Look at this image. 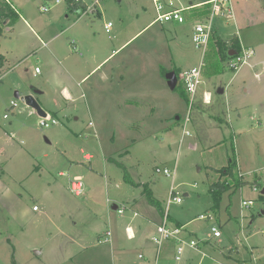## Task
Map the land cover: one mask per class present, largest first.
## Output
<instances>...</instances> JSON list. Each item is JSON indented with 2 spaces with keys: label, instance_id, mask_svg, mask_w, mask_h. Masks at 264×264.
Returning a JSON list of instances; mask_svg holds the SVG:
<instances>
[{
  "label": "rangeland",
  "instance_id": "obj_1",
  "mask_svg": "<svg viewBox=\"0 0 264 264\" xmlns=\"http://www.w3.org/2000/svg\"><path fill=\"white\" fill-rule=\"evenodd\" d=\"M85 1L88 12L76 22L64 0H10L35 30L47 27L59 37L49 43L37 31L46 43L42 48L20 20L0 35V52L7 59L0 70V129L23 141L19 145L0 137V144L5 142L2 160L10 156L11 168L10 178L0 172V182L10 188V198L2 197L6 209L0 204V264H29L31 248L42 249L41 258L53 260L61 251L51 237L56 226H70L69 206L76 221L71 230L89 236V244L97 231L110 229L112 239L116 235L120 243L129 245L132 241L126 240L123 229L114 235L124 222L133 230L137 223L146 225L140 233L150 240L156 231L147 227L146 220L152 214L162 222L166 214L169 223H183L192 232L191 239L199 243L196 248L185 247L178 264H212L202 253L222 257L221 252L230 250L238 260L247 261L250 256L263 260L264 0H232L233 19H215L214 39L204 50L194 45L192 33L193 25L204 20L208 5L183 12V23L159 24L151 23L155 18L151 0ZM189 1L207 0H181V5ZM42 7L48 10L41 11ZM107 22L114 24L111 32L103 28ZM234 36L243 49L254 51L237 71L229 68V57L221 56L215 42L218 37ZM74 37L77 53L70 45ZM51 50H58L59 57L54 58ZM202 58L201 83L191 100L179 74L198 66ZM176 68L178 83L171 90L165 75ZM63 87L73 102L64 100ZM15 93L34 95L57 123L39 127L40 116ZM11 102L15 107L11 108ZM83 152L93 157L90 163L83 159ZM233 157L236 172L247 183L222 193L215 209L209 192L219 178L214 168L226 166ZM71 162L70 175L81 176L83 196L71 194L66 179L58 176L59 171L68 172ZM118 163L125 166L134 184L124 180ZM39 164L48 171L36 174ZM157 168L169 169L171 176L158 173ZM144 186L161 211L141 194ZM171 191L182 199L180 204L167 205ZM242 200H252V204L242 206ZM33 204L42 208L41 213L31 214ZM111 204L125 207L123 214L109 213ZM208 214L213 220L199 218ZM212 225L219 237L210 231ZM134 247L127 264H150L136 257ZM172 254L173 245L165 242L151 264H175ZM219 261L227 264L225 259Z\"/></svg>",
  "mask_w": 264,
  "mask_h": 264
},
{
  "label": "crops",
  "instance_id": "obj_2",
  "mask_svg": "<svg viewBox=\"0 0 264 264\" xmlns=\"http://www.w3.org/2000/svg\"><path fill=\"white\" fill-rule=\"evenodd\" d=\"M6 1L9 2L11 4V6L14 8V10L18 13L19 17H18L17 20H20L22 23H24V25L28 28L30 34L36 40L39 41L40 46L42 48H43V46H45L46 43H44V41L42 39H40L39 32L41 33V35H43V37L47 38V41L49 43L50 42L52 43L53 41H55V39L57 37H59V34H56V33L52 34V31L49 28H47V27L42 28L41 26H37L38 30H35L29 24V22L27 20V17L26 18H25V16L23 17L19 13L17 8L10 2V0H6ZM81 1L86 4L87 8H86V10L81 11L79 14L75 13V17L77 18L76 22L81 17L80 15H82L83 13L88 12L87 11L88 5H87L86 1L85 0H81ZM76 22L75 21L72 22L68 26V28H66L65 30L70 29V27L74 26L76 24ZM107 23H109V22H107ZM106 24L104 23V26H103L105 32H107V30H108V29L106 30V28H105ZM12 25L6 26L5 29H7L10 26V30H11ZM109 28H110L109 32H111V29L114 28V24H112L111 27H109ZM5 29H4V32H5ZM37 31H39V32H37ZM62 31L63 30H60L59 33H61ZM138 33H139V31L136 34H138ZM227 40L228 39H226L224 41H227ZM238 40H239V38H238ZM70 45L73 47V51L75 50L76 53H77L78 52V50H77V40H76L75 37L71 38ZM240 47L243 48L241 45H240ZM42 48H39L38 50H41ZM51 51H52V54H53L54 58L56 57V55H58V57H59V53L60 52L58 50H51ZM230 53H231L230 55H232L234 53V51H231ZM67 56H69V55H67ZM5 59H6V57H5ZM105 60H106V58L103 59V61L101 63L95 64L92 67V69L90 70L89 73H93L97 68H99V66L102 63L105 62ZM6 62H7V59H6ZM86 77H87V75H84L79 81L80 82L83 81ZM72 79H74V78L72 77ZM77 84H78V81H77ZM36 93L40 94L41 92L38 91ZM61 94H62V97L64 98V100H66L68 102H73L74 98L72 97L70 92L65 87H63L61 89ZM34 98H35V96H34ZM12 107L13 106H11V108ZM42 109L46 112V110L43 107H42ZM46 114H47V112H46ZM47 116H48V114H47ZM3 119L7 120L8 118H3ZM15 135L16 134L13 133V132H11V134H9V133H6V131H2L0 129V137H3L5 142L9 143V142L15 140L17 144L21 145L20 143H22L23 141L21 140L20 143H19L17 141V139L15 138ZM5 142H2L0 144V172H2L3 175H6L7 177L10 178V169H11L10 168V156H5L3 158V160H2L1 148H2L3 145H5ZM86 154L90 155L89 153L83 152V156L86 155ZM92 159H93V157L89 161H87V163H90L92 161ZM110 160H114V159L110 158ZM46 167L47 166H45V165L41 166L39 164V165H37L35 167L36 169L34 171H36V174L41 175L40 172H43L44 170L48 171V169ZM73 167H74V164L71 162L68 165V168H67L68 172H66L65 175H64L63 171H59L58 172V176L63 177V178L66 179V186H68L67 189H69V180L73 176V175H70V170H72ZM76 175H78V174H74V176H76ZM78 176H80V175H78ZM105 179H106V176H105ZM141 194H142V192H141ZM83 195H84V193H83ZM184 195H187V194L185 193ZM3 196L10 198V188L4 187V185L0 182V204L2 205V207H4L6 209V202H5V200L2 199ZM107 202H109V201H107ZM133 204H137V201L133 200ZM33 206H34V204L32 205V207ZM109 206H110L111 211L110 212L107 211V212L111 213L113 211V212L117 213V207H119V206H117L116 204H111ZM40 209H42V208L38 207V210L33 211L32 208H31V212H32L31 214L33 215V214L41 213ZM42 211L44 212V210H42ZM67 213L71 214V215H69V217L71 219L70 226L68 228H66L64 225L56 226V232L51 237V241L54 240L55 243L60 246L58 248H59V250L61 252L59 254L53 256V260H51V259H49V257L47 255H46L47 256L46 258H41V256H43V251H42V249H40L38 251V254L37 253H33V255H30L29 264H66V263L71 262L73 260H75V261H73V262H75L74 264H101V262H103V261H105L104 263L108 262L109 264H127V256L129 255V253L135 251V247L134 246H137L136 247V250H137L136 257L138 259H140L139 255L142 254L143 255L142 258H145L146 261L149 262L150 264L153 261H157V259L159 257V256H157V247H154V244L151 243L152 241L150 242L151 239L150 240L146 239L148 235L143 236V237L141 236L140 231H142L143 229L146 228V225H143V223H139V224L137 223L136 228H134L135 230H133L132 227L130 225H127L125 222L124 223H120L119 226L114 229V235L118 232V230H122L123 229V231H125L126 237H127L126 240L132 241V243H129V245L128 244H123L122 242L120 243V241L117 240V238H115L116 235L112 239V232H111L110 229H106L105 231H97L95 236L91 237V239L93 241V244H91V243L89 244V240H90L89 236L86 237L83 234L76 233L75 230L74 231L71 230V228L76 225V221H73V216H72L73 215L72 214L73 213V207L72 206H69L67 208ZM134 213L135 212L133 211V215H134ZM262 213H263V211H262ZM117 214L118 215H122L123 213L122 214L117 213ZM111 216L112 215L110 214L108 217L110 218ZM11 218H12L13 222L15 223L16 222L15 218L12 217V216H11ZM151 218L152 219L149 218L146 221H147V227L148 226L153 227L152 228V231H153L154 228L156 229V226L158 224H160L161 222H158L156 220V217L153 218L152 214H151ZM208 220H213V217H212V219H208ZM175 222L181 224L182 235L184 237L191 238L190 236H191L192 232L187 230L183 223H180L179 221H174L173 224H175V225H176ZM218 225H220V222H219ZM212 226H215V225H212ZM93 231H95V230H93ZM107 231H110V234H111L110 235V240L107 241L106 243H102V244L98 243V239H101L102 237H105V233ZM151 233H153V232H151ZM151 233H150V235H151ZM129 241H123V242H129ZM168 244L171 245L172 243H168ZM73 248L77 249V252H74ZM31 249H33V251H36L35 248H31ZM236 252H238V251H236ZM203 254H204V257L207 258V260L210 263H212V264H220L221 263L219 261L220 259L221 260L225 259L227 261V264H232V263H237V262H244L242 260L236 259L234 257L233 251H231V250L227 254H224V253L221 252V256L222 257L217 256V255H213V254H210V253H202V255ZM251 257L252 256H250L248 258L249 260L247 259V261H250L251 259H253ZM254 259H256L260 264L264 263V259L262 260V259H260V257H257V258H254Z\"/></svg>",
  "mask_w": 264,
  "mask_h": 264
},
{
  "label": "built area",
  "instance_id": "obj_3",
  "mask_svg": "<svg viewBox=\"0 0 264 264\" xmlns=\"http://www.w3.org/2000/svg\"><path fill=\"white\" fill-rule=\"evenodd\" d=\"M61 0H55L56 3H59ZM154 11H155V18L152 20L151 23H159L164 24L166 22H175V23H183L185 18L183 12L190 11L196 9L197 7H201L203 5H208V13L205 14L204 20L201 22H196L193 25V33H192V41L194 45L198 48L207 47V43L210 39V36L214 33V22L215 19H226L230 20L233 19V1L232 0H207L202 3H192L191 1L188 2L186 5H181V0H151ZM179 3V6L176 5ZM48 7H42L41 11H47ZM111 23H107L105 28L106 30L111 27ZM254 54L253 49H241L240 51L234 52L229 57L228 66L231 70L237 71L242 65L248 63L249 59ZM203 58L200 61L198 66L191 67L185 70L180 71L179 79L183 86L184 91L186 94L189 95L190 99L193 100L194 95L197 91L198 86L201 83L202 78V70L204 67ZM38 71V68H35V72ZM1 79V76H0ZM204 96L207 100V95L204 92ZM11 106L15 107V103L11 102ZM3 118H8L7 115H4ZM57 121L54 118H51L46 115V117H40L38 121V125L41 128H47L50 125L56 124ZM185 136H189L188 131H184ZM83 158L86 161H89L92 156L91 155H84ZM158 173H163L166 176H171V172L169 169L164 168L160 170L159 168L156 169ZM240 175V174H239ZM253 191L256 190V186H253ZM69 190L75 196H82L84 193V186L82 182L81 176H73L69 180ZM182 199L174 193L173 195H169L167 199V205L174 203L180 204ZM242 206H250L252 204V200H242ZM124 207H117V213L122 214L124 212ZM33 211L38 210V207L34 205L32 207ZM136 213H134L135 215ZM162 218V222L156 226V234L151 237V241L157 247V256H159L161 246L163 243L168 242L173 244V254L172 258L175 261V264L181 260L183 251L185 247L188 248H196L198 247V242L191 238L184 237L182 235V227H178L175 224H171L167 221V215L164 214ZM212 215H200L199 218L203 220L212 219ZM210 231L212 232L214 237H219L220 232L216 226H211ZM264 234V231H263ZM110 231L105 233V237L98 239V243H106L110 240ZM143 255L140 254L139 258H142ZM163 264H172L165 262ZM232 264H260L256 259H251L250 261L244 262H237ZM264 264V263H263Z\"/></svg>",
  "mask_w": 264,
  "mask_h": 264
},
{
  "label": "trees",
  "instance_id": "obj_4",
  "mask_svg": "<svg viewBox=\"0 0 264 264\" xmlns=\"http://www.w3.org/2000/svg\"><path fill=\"white\" fill-rule=\"evenodd\" d=\"M66 2L67 10L71 13L79 14L81 11L86 10L87 6L81 0H64ZM18 13L14 10L9 2L6 0H0V35H3L4 29L7 25H12L18 19ZM214 39L213 34L210 36L209 42ZM215 41V40H214ZM221 56L224 58L225 56L230 57V52L234 51L237 52L240 50L239 40L237 36L231 37L228 41H224L221 38H217L215 41ZM6 62L5 56L0 53V69L4 66ZM176 76H178L179 69L174 70ZM164 75V74H163ZM178 78V77H177ZM185 92V91H184ZM186 93V92H185ZM121 168L123 169L124 173V180L128 183H132V180L128 174L127 169L121 163H118ZM215 172L218 173L219 178L212 182L209 186V192L213 196L214 199V208L218 209L221 194L229 191V190H236L239 187L244 186L247 182L243 179L242 175H238L239 173L236 172L237 170V162L235 158H230L228 160V164L220 169H214ZM223 177V179H221ZM171 195L174 194L173 191L170 192ZM142 194L147 197L149 203L154 205L158 210L161 211V206L155 198H153L150 189L147 186L143 187ZM264 197V195H262ZM163 214V212H162ZM176 223V226L181 227V224Z\"/></svg>",
  "mask_w": 264,
  "mask_h": 264
},
{
  "label": "water",
  "instance_id": "obj_5",
  "mask_svg": "<svg viewBox=\"0 0 264 264\" xmlns=\"http://www.w3.org/2000/svg\"><path fill=\"white\" fill-rule=\"evenodd\" d=\"M231 54V53H230ZM229 54V55H230ZM165 79L167 81L168 87L173 90L177 86L178 78L174 71H169L165 75ZM224 89L218 88L217 92L219 94L223 93ZM38 92V91H35ZM15 97L20 98L21 101H23L28 107H31L33 110H35L36 114L40 117H46V112L42 109V107L38 104V102L35 100L34 96L32 94L25 95L23 97H19L18 93H15ZM262 195H264V187L261 191ZM264 213V211H263ZM34 253L38 254V251H34Z\"/></svg>",
  "mask_w": 264,
  "mask_h": 264
}]
</instances>
